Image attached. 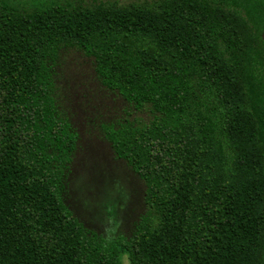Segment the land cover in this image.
Segmentation results:
<instances>
[{"label":"trees","instance_id":"obj_1","mask_svg":"<svg viewBox=\"0 0 264 264\" xmlns=\"http://www.w3.org/2000/svg\"><path fill=\"white\" fill-rule=\"evenodd\" d=\"M154 119L104 127L146 184L131 236L65 202L64 50ZM264 264V0H0V264Z\"/></svg>","mask_w":264,"mask_h":264},{"label":"rangeland","instance_id":"obj_2","mask_svg":"<svg viewBox=\"0 0 264 264\" xmlns=\"http://www.w3.org/2000/svg\"><path fill=\"white\" fill-rule=\"evenodd\" d=\"M117 1L129 5L143 0ZM53 83L59 115L78 135L67 180V206L80 222L106 240L131 236L151 210L145 200L146 184L125 161L116 158L104 127L144 125L154 115L105 88L94 60L78 49L62 52ZM123 261L130 264L128 256Z\"/></svg>","mask_w":264,"mask_h":264}]
</instances>
